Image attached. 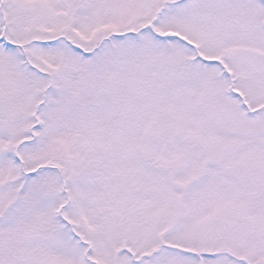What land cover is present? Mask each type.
Instances as JSON below:
<instances>
[{
	"label": "snow or ice",
	"instance_id": "6c2138e0",
	"mask_svg": "<svg viewBox=\"0 0 264 264\" xmlns=\"http://www.w3.org/2000/svg\"><path fill=\"white\" fill-rule=\"evenodd\" d=\"M0 264H264V0H0Z\"/></svg>",
	"mask_w": 264,
	"mask_h": 264
}]
</instances>
